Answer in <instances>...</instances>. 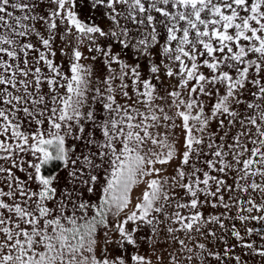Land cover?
<instances>
[{"label": "snow or ice", "instance_id": "obj_1", "mask_svg": "<svg viewBox=\"0 0 264 264\" xmlns=\"http://www.w3.org/2000/svg\"><path fill=\"white\" fill-rule=\"evenodd\" d=\"M0 264H264V0H0Z\"/></svg>", "mask_w": 264, "mask_h": 264}, {"label": "rangeland", "instance_id": "obj_2", "mask_svg": "<svg viewBox=\"0 0 264 264\" xmlns=\"http://www.w3.org/2000/svg\"><path fill=\"white\" fill-rule=\"evenodd\" d=\"M85 14H89V13L86 12ZM95 15H99V13H96ZM121 23L124 24V23H126V22H125V21H121ZM161 42H162V41H161ZM113 43H118V42L113 41ZM129 56H131V53H129ZM159 59H160V57L157 55V56H156V60H157V62H159Z\"/></svg>", "mask_w": 264, "mask_h": 264}]
</instances>
